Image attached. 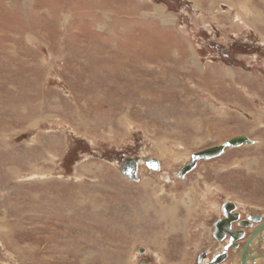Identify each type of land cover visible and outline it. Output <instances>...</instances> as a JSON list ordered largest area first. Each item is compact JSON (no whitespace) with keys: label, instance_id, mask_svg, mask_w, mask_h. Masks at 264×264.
I'll use <instances>...</instances> for the list:
<instances>
[{"label":"rangeland","instance_id":"1","mask_svg":"<svg viewBox=\"0 0 264 264\" xmlns=\"http://www.w3.org/2000/svg\"><path fill=\"white\" fill-rule=\"evenodd\" d=\"M226 200L264 216V0H0V264H195Z\"/></svg>","mask_w":264,"mask_h":264},{"label":"flooded vegetation","instance_id":"2","mask_svg":"<svg viewBox=\"0 0 264 264\" xmlns=\"http://www.w3.org/2000/svg\"><path fill=\"white\" fill-rule=\"evenodd\" d=\"M240 210L239 205L233 201L222 202L219 216L211 221V233L209 231L208 235L210 243L198 251L195 264H255L256 259L264 257V241L261 240L264 229L258 231L264 216L258 213L244 215ZM258 217L257 221L253 219ZM255 240H258L257 243Z\"/></svg>","mask_w":264,"mask_h":264},{"label":"water","instance_id":"3","mask_svg":"<svg viewBox=\"0 0 264 264\" xmlns=\"http://www.w3.org/2000/svg\"><path fill=\"white\" fill-rule=\"evenodd\" d=\"M253 143V140H251L246 135H237L234 137H231L227 139L223 144L212 146L209 148H205L203 150L194 152L192 154V159L188 161L185 165L182 166V168L178 172L179 177H185V175L191 171H193L194 168H196L197 163L200 160H209L216 158L223 154L225 149L227 148H234L239 147L243 144H251ZM151 168L153 169H159V161L156 158H144L143 159ZM141 161V158L139 156H133V157H124V159L121 162V171L125 177L128 179H131L133 181H138V165ZM225 214L228 215V213L225 211ZM255 221L259 220L258 218H253ZM264 229V222L259 226V230L261 231ZM257 231V232H258ZM143 249L140 248V252H142ZM144 264V263H141Z\"/></svg>","mask_w":264,"mask_h":264},{"label":"bare ground","instance_id":"4","mask_svg":"<svg viewBox=\"0 0 264 264\" xmlns=\"http://www.w3.org/2000/svg\"><path fill=\"white\" fill-rule=\"evenodd\" d=\"M120 166H121V163H120ZM121 168H122V166H121ZM122 172V171H121ZM123 174V173H122ZM127 178V177H126ZM131 180V179H130ZM169 206H167V205H165V204H161V207H160V213H161V215H163V216H165V218L167 219V221L168 222H170V220L172 219V217H173V214H172V209L171 208H168ZM226 210V209H225ZM218 222V221H217ZM225 223V222H224ZM221 224V223H220ZM218 226V225H217ZM221 228V227H220ZM221 230V229H220ZM262 232H264V230L262 231ZM262 234V233H261ZM264 234V233H263ZM263 236V235H262ZM258 238V237H257ZM260 238V237H259ZM262 238V237H261ZM256 241V240H255ZM258 241V240H257ZM257 241H256V243H257ZM248 248V247H247ZM242 250H244L243 248H242ZM253 250H255V249H253ZM242 252V251H241ZM256 252V251H255ZM254 252V253H255ZM254 255V254H253ZM243 257V256H242ZM241 257V259H243ZM238 259L236 258L235 259V261L236 262H238L237 261Z\"/></svg>","mask_w":264,"mask_h":264}]
</instances>
